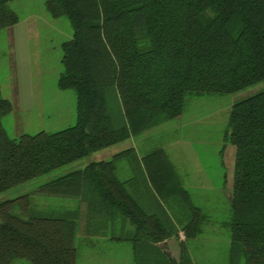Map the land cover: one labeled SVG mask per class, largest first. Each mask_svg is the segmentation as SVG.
<instances>
[{"label":"trees","instance_id":"trees-1","mask_svg":"<svg viewBox=\"0 0 264 264\" xmlns=\"http://www.w3.org/2000/svg\"><path fill=\"white\" fill-rule=\"evenodd\" d=\"M14 1L0 0V33L20 22ZM46 8L72 27L57 86L75 92L76 122L10 138L2 119L13 105L0 88V197L181 118L189 96L232 95L264 81V0H50ZM225 141L235 148L229 264H264V91L233 105ZM125 159L135 176L121 180ZM139 178L156 206L135 199ZM77 198L90 213L123 216L137 245L177 235L174 218L185 241L180 260L168 264H194L187 244L206 216L165 150L139 159L134 148L0 200V264H78V224L35 207L36 199Z\"/></svg>","mask_w":264,"mask_h":264},{"label":"rangeland","instance_id":"rangeland-1","mask_svg":"<svg viewBox=\"0 0 264 264\" xmlns=\"http://www.w3.org/2000/svg\"><path fill=\"white\" fill-rule=\"evenodd\" d=\"M48 1L50 0H17L8 5L19 17L20 23H29L28 32L23 37L19 36L23 44L18 47V68L11 63L15 59L16 48L9 39L8 29L0 33L2 98L13 103L16 87L22 95L27 88L33 90L31 110L20 112L13 108L12 113L2 119V125L10 138L26 134L36 135L42 131L55 133L73 126L76 122L75 92L61 91L57 86L63 73L61 45L72 38L73 31L67 18L55 19L49 15L46 8ZM263 91L264 81L232 95L189 96L181 118L165 122L132 140L56 170L25 187L16 188L0 197V200L18 197L26 189H36L91 160H109L112 157L110 155L132 146L140 157L156 149L165 150L182 181L197 195L199 193L195 184L197 182L196 185H199L201 179H204V175L201 176L199 172L205 171L217 183L221 171L220 162L223 161L228 168L227 188L232 194L235 158L228 151L230 145L225 141L231 109L234 104ZM28 102L31 103L30 100ZM225 154L227 162L224 160ZM120 166L123 174L133 173L129 160L125 159ZM129 178L130 175L127 179ZM215 183L213 182V186L217 190L210 192L218 195L215 201H196L197 208L207 220L202 224V234L187 244L195 264H229L231 238L227 223L231 218V196H224L218 188L219 185ZM182 240L185 241L184 238ZM107 256L109 261L116 258L125 264H134L133 253L128 249L124 254L119 251L118 255L108 253ZM12 264L25 263L15 260Z\"/></svg>","mask_w":264,"mask_h":264},{"label":"crops","instance_id":"crops-1","mask_svg":"<svg viewBox=\"0 0 264 264\" xmlns=\"http://www.w3.org/2000/svg\"><path fill=\"white\" fill-rule=\"evenodd\" d=\"M28 24L18 23L17 25L8 28L9 39L15 45L16 51L15 59L11 61L12 66L16 64L18 68V47H21L23 40H19V36L23 37V34L28 32ZM16 86H14L15 88ZM35 90V89H34ZM22 93L18 91L17 87L14 95L13 108L14 111L18 110L20 112L31 110L33 104V90L30 91L27 89L24 90L22 98ZM30 100V104L29 101ZM135 138V137H133ZM132 138V139H133ZM130 139V140H132ZM228 151L234 154L235 150L233 146H228ZM232 147V148H231ZM131 148H136L132 146ZM226 149V154H227ZM123 152V151H122ZM137 153V150H136ZM118 154V153H116ZM114 154V155H116ZM225 154L224 160H227V155ZM110 155V156H114ZM138 155V154H137ZM111 157V158H112ZM139 159L142 158L138 155ZM104 160V159H103ZM100 160V161H103ZM235 160V159H234ZM94 162L90 161L89 163ZM227 162V161H226ZM89 163L82 164L81 166L76 167L75 170L84 169ZM201 165V164H200ZM235 165V164H234ZM221 171L218 175L217 183L215 179L211 180L208 173L205 171H200V175H204L199 185L195 186L198 189L197 193H192L190 187L186 186L182 181L183 186L188 190L193 204L197 207L196 201L199 199L204 201H215L218 198L217 194H211L210 192L216 191L217 189L213 186V182L219 185L220 191L224 196L228 197L229 189L227 188L226 176L228 178V168L227 164L220 162ZM121 166L118 168V177L121 180H126L130 175V178L135 176V173L123 174V170H120ZM202 168V165L201 167ZM203 169V168H202ZM74 171V170H73ZM72 172V171H69ZM141 174H139L140 177ZM234 176V170L232 173ZM129 178V179H130ZM138 179V177H137ZM147 181L144 182V178H139L136 180V183L131 189L133 195L138 202H141L145 207L156 206V200L152 196L150 187ZM194 186V185H191ZM233 188V180H232ZM192 190V189H191ZM30 190L26 189L24 192H29ZM229 192V193H228ZM232 192V191H231ZM226 197V198H227ZM94 200V199H93ZM87 205L79 198L74 200H49V199H36L35 207L38 213L46 215H67L70 221H73L78 224V231L74 239V247L78 253V264H125L124 261H117L116 258L112 261H109L107 254L113 253L118 255L119 251L124 254L126 249L131 250L133 253L134 264H168L169 259L174 261H179L181 256V245L183 238L185 239L184 232L182 231L179 224L175 221L174 218H171L172 221L178 226V233L174 237L166 239L164 242L159 244L150 245L146 242H140L138 245L134 241L130 240L135 236V227H133L128 221L124 219L123 216L117 215L116 217L109 216L106 213L93 214L87 211ZM202 234V233H201ZM200 234V235H201ZM199 237V236H198ZM136 246L138 247V257H136ZM189 249V248H188ZM189 251V250H188ZM190 253V251H189ZM85 257L83 258V255ZM190 256L193 260V257L190 253ZM193 263L195 264L194 260Z\"/></svg>","mask_w":264,"mask_h":264}]
</instances>
